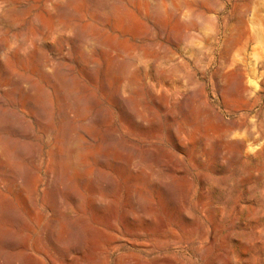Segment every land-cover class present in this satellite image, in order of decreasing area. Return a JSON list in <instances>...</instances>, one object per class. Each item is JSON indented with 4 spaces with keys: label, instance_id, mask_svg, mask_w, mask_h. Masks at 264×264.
Segmentation results:
<instances>
[{
    "label": "rangeland",
    "instance_id": "rangeland-1",
    "mask_svg": "<svg viewBox=\"0 0 264 264\" xmlns=\"http://www.w3.org/2000/svg\"><path fill=\"white\" fill-rule=\"evenodd\" d=\"M0 264H264V0H0Z\"/></svg>",
    "mask_w": 264,
    "mask_h": 264
}]
</instances>
